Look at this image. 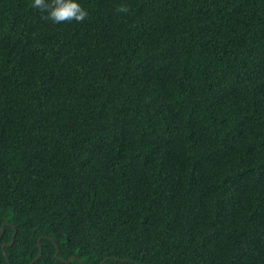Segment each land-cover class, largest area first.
<instances>
[{"label":"trees","instance_id":"1","mask_svg":"<svg viewBox=\"0 0 264 264\" xmlns=\"http://www.w3.org/2000/svg\"><path fill=\"white\" fill-rule=\"evenodd\" d=\"M80 2L0 0V264H264V0Z\"/></svg>","mask_w":264,"mask_h":264},{"label":"clouds","instance_id":"2","mask_svg":"<svg viewBox=\"0 0 264 264\" xmlns=\"http://www.w3.org/2000/svg\"><path fill=\"white\" fill-rule=\"evenodd\" d=\"M31 7L38 9L45 19L55 24L80 23L89 15L80 0H31ZM117 12L127 14L129 8L126 4H121Z\"/></svg>","mask_w":264,"mask_h":264},{"label":"water","instance_id":"3","mask_svg":"<svg viewBox=\"0 0 264 264\" xmlns=\"http://www.w3.org/2000/svg\"><path fill=\"white\" fill-rule=\"evenodd\" d=\"M2 233H3V229H2ZM13 242H14V240H13ZM13 242H12V243H13ZM5 247H6V245L3 246V249H4ZM40 248H41V246H40ZM58 253H59V249H57L56 257H58ZM41 255H42V250H41V254H40V256H39L38 258H40ZM63 262H64V261H63Z\"/></svg>","mask_w":264,"mask_h":264}]
</instances>
